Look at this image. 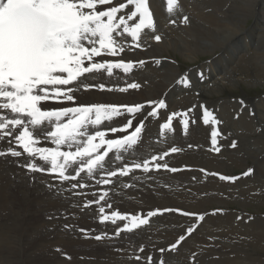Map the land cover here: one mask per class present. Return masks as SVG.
Masks as SVG:
<instances>
[{
  "label": "snow or ice",
  "instance_id": "6c2138e0",
  "mask_svg": "<svg viewBox=\"0 0 264 264\" xmlns=\"http://www.w3.org/2000/svg\"><path fill=\"white\" fill-rule=\"evenodd\" d=\"M166 11L169 15L182 11L180 0H166ZM189 19L183 15L180 22L188 25ZM171 23L175 25L176 20ZM156 29L150 0H0V111L12 114V118L0 114V141L14 139L16 146L9 144L6 150L0 151V160L22 169L25 175L31 174L32 183L44 184L45 190L57 196L61 192L76 197L88 195L84 190L91 185L81 182L82 174L89 179L99 176L95 185L111 186L114 180L130 177L136 170L145 174L161 169L171 173L186 170L170 167L166 160L171 154L180 153L182 149L179 147L151 155L150 159H133L131 164L124 163L111 170L114 162L124 161L126 156H135L142 150L146 121L159 117L161 110L167 109L165 99L149 100L147 104L78 102L82 90L128 93L130 89H141V83L115 88L107 87L105 83H84V79H87L86 74L98 73H107L111 77L114 70L129 74L134 68L144 66V59L133 62L118 57L126 54V49L133 44L140 49L141 37L146 30H151L154 40L161 42L163 37L154 34ZM125 38H130L133 44L126 45ZM154 63L159 65L161 61L155 60ZM204 78V73H200V79ZM180 83L189 87L191 81L184 77ZM50 102L75 106L47 109ZM239 104L241 110L248 107L243 100ZM200 107L203 109V124L212 126V151L219 153L221 131L217 125L221 121L213 111L204 105ZM179 115L181 113L173 111L159 123L161 137L174 132V120ZM182 115L184 118L176 127L182 125L186 134L190 120L187 112ZM114 118H121L124 122L116 125ZM117 135L118 138H110ZM41 136L54 147L38 146ZM229 146L235 149L236 141L231 140ZM22 157L23 163L20 162ZM241 175L250 177L254 175V169L250 167ZM219 179L235 184L241 176L220 175ZM130 187L134 185L124 184V188ZM91 195L98 196V199L88 200L86 206H98L99 223L115 226L112 235L106 231L93 235L88 229H79L84 238L93 239L98 244L119 240L124 234L134 235L136 231L148 228L152 218L166 213L194 221L183 228V233L173 243L158 248L159 256L152 254L157 251L155 245L150 250L143 243L134 246L127 253L129 264H169L165 253H176L206 220L204 214L171 207L132 214L107 211L103 204H107L109 192H93ZM112 207L107 204L108 210ZM221 213V209H216L210 215ZM237 219L243 217L237 216ZM118 222H123L122 227ZM62 227L72 230L75 225L64 224ZM109 246L122 254V249ZM146 250L149 251L147 256L144 255Z\"/></svg>",
  "mask_w": 264,
  "mask_h": 264
},
{
  "label": "bare ground",
  "instance_id": "6f19581e",
  "mask_svg": "<svg viewBox=\"0 0 264 264\" xmlns=\"http://www.w3.org/2000/svg\"><path fill=\"white\" fill-rule=\"evenodd\" d=\"M165 1L166 0H150V6H151L152 11L154 13V19H155L156 25H157V29H156V32L154 34L161 35L163 37L162 41L156 42L154 40V35L152 34L151 30H146V33H143L142 37H141L142 47L140 49H136L134 47V44L130 38H125V40H124L125 44L126 45L133 44V47L127 48L126 54H121V57H118V58H124L125 60H130L133 62H138L139 60L144 59L146 61V64L144 66H138L137 68H134L133 72L129 73V74L122 73V70H114V74L111 77H108L107 73H98V74H92V75L86 74L87 79H84V83H89V84H93V85H97L99 83H105L107 87H115V88L126 87L128 83H141V85H142L141 89H139V90L130 89L128 93H119V92L101 93L95 89H93L91 91L82 90L78 96V102H80V103H84V102H116V103L138 102V103L147 104V102L149 100L165 99L166 104H167V109L161 110V114L159 117H154V118H151L149 121H146L147 127H146V132L143 136L144 144L142 145V150L139 152H136L135 156H126L124 161L114 162L111 165V170H115L117 167H120L124 163H130L133 159H150L151 155H159L160 153H162L164 151H170L171 147L181 148L182 151L180 153L171 154L169 157L166 158V160L169 163V165L173 164L172 167H177L179 169H186V170H184L182 172H177V173L167 172V173H162L163 175H160V176L156 175L155 176L157 178H161L160 182L164 188L165 187L174 188V190H172V191H174V193L172 192V194L170 196L168 195L169 197L167 198L168 202H170L172 204V206H168V207L178 208L180 205L181 206L184 205L187 207H183L181 210H183V211H194V212H197L198 214L200 212H202V214H204L206 216V220H207L210 216V213L205 212V210H206L205 204L207 202L214 201L219 206H223V207H217L216 205H213V206L217 207L216 209L222 210L221 214H217L214 217H216V222H223V223L227 224L228 227L227 226L226 227L228 228L227 229L228 231L226 232L225 236H228L230 239H233V238L235 239V238H237V236L243 235L245 238L242 239L241 241L236 242V243H233V240H230V242H223V241L220 242L219 241L217 243H220V249H217V250L218 251L220 250V253L223 252V250H227L226 252L229 251L230 253L231 252L235 253L234 254L235 257H233L235 259L232 262L230 261V263H227V264H234V262L241 263V264H264V258L259 257V256H253V254L256 253L255 252L256 249L264 250V217L262 215H260V214H258V215L248 214L243 210L237 211V210L225 209L224 207H225V205H227V202L228 201L230 202V200H228L227 198L223 199V198L218 197V196H210V194L209 195L207 194L208 196H206L202 199H200V197L198 198V197L193 196V194H195V196H198V195H201L200 193H202V192H208V191L211 192L213 190H217L219 192V195H220V192L226 193V192H229V189L239 188V191H237L239 196H237L238 199L237 198L236 199L239 201L242 209H244L245 205L247 206V203H248V205L254 206L253 203H249V202H254L255 200H257L256 201L257 204L259 202L261 203V200H262V198L260 196L261 191H260V193L258 191L260 197H257V195L254 196V195L250 194V191H253V190L257 191L258 190L257 188L264 187V179L260 180L257 177L259 174H262V173H260V171L257 170L256 174L253 175V178L252 179L249 178V180L252 182V184L250 185L251 187L249 189H245L243 187V186L248 185L249 184L248 182L241 183V185H238L237 183H235L233 185H228L227 184L228 182L221 181L219 179V176L222 175V173H223L222 170L224 169L225 166H227L229 168L230 165H236L237 166L238 164L239 165L246 164V163H248L249 159H262V161H264V139H262V137L264 136V96H262L261 99L254 101L256 104V107H254V108H251V106H252L251 103L243 100L248 107L244 108L242 110V113H238L239 109H241V106L239 104V101L241 99H238V98L225 99L226 97L223 96V93H224L223 91L225 88L224 86H226V84L229 83V84H231L230 86H233V88H235V85H237V83L240 80L243 81L242 83L245 82V84H248V85L251 83L250 85L254 84V85H259L261 87H264V40H263L264 39V0H234V3L232 1H231L232 3L228 1L229 3H231L229 10H226L225 8L222 7V0H180V5H181L182 11H180L179 14H180V16L187 15L190 18L188 25H184L180 22L181 20L179 18V15H177V17L175 19L176 20L175 25L171 24L170 18L164 19L160 16L161 10L159 8L161 5L163 7L165 6V3H163ZM120 2H126V0H120ZM225 7H227V6H225ZM100 10H103V9L101 8ZM254 16H255L254 24L252 26H250L248 28V30L245 29L247 21L249 19L254 18ZM250 36H254L253 38L255 39L250 43V44H252V46L247 50L239 52L236 60H234L230 66H228L226 69L223 70V71H227L228 74L227 75L225 74L223 77H221V75L216 76L212 80L210 85L208 82L202 81V80L207 78V76H208L207 74L214 67L212 63L205 65L200 70H196L195 74L189 68L186 72H184L182 74V71H181V65L182 64L186 63V64L191 65V64L195 63L198 59H200L201 56H206V57L209 56V58H215L217 56L230 55L232 53H235L236 51L239 50V48H240L239 46H241V47L247 46V44H245V43H240L239 45H237V42L243 41L246 37H250ZM169 51H174V52L178 53L182 57V59L186 62H181L177 58L174 59L171 56H167V53H169ZM155 60H160L161 63L159 65H157L154 63ZM204 70H205V72H204ZM200 73H204V76H205L204 79H200ZM179 76H181V77L178 78ZM184 77H188L190 79L191 84L189 87H185L182 83H180V81ZM249 80H250V82H249ZM168 91L173 92V95L171 96V98H168L166 96ZM205 94L210 95V96L211 95H213V96L217 95V96H219V98H212V97L209 98ZM200 105H204L205 107L217 108L219 110V113L223 114L225 118L232 119L234 117L237 120L236 121L237 124H240L239 126L236 125L237 127L234 126L235 127L234 131L237 133H240V135H243V136L246 135L247 136V137L243 138V143L240 142L241 146L239 148H237L233 152H223L221 154V155H223V157H224V155H228L227 160H230L229 165H227L225 160H222L219 158L218 153L212 151L213 146L211 148H206V149H202V148L201 149H199V148L194 149V146H199V144L205 140H206V144L212 145V143H211V131L209 130L207 125L203 124V120H202L203 109L200 107ZM60 106H75V105L50 102L49 104L46 105V108L50 109L53 107H60ZM210 109L212 110V108H210ZM148 110H150V109H148ZM189 110H192V112H193V114L191 113V115H192V117H194L195 124H192L189 127L188 132L185 134L182 130V125L179 127H176V125H177V122L179 120H182L184 118V116L182 115L183 113L187 112L189 115V112H190ZM173 111L181 113V115L177 116L176 119L174 120V132L167 133L165 136L166 139L165 140L162 139L163 140L162 143H158L159 140L157 138L158 137L162 138L159 135V127H158L159 123L164 122L166 115H171V113ZM250 111H254L255 114L249 115ZM214 113L216 114V112H214ZM0 114L7 115L9 118H12V114L8 113L6 110L0 111ZM114 121H115L116 125H121L124 122L121 118H114ZM232 126H233V123H232ZM229 127H231V126H229ZM100 130H104V129L101 128ZM225 130H227V129H225ZM231 130H233V128ZM16 134H18V132ZM192 136H195L194 141H193ZM110 138H118V135L117 136H110ZM39 139H41V144L38 146H40V147H54V145H52L50 141H44L42 136L39 137ZM229 142H230V140H229ZM9 144H11V146H13V147H16L15 143H14V139L6 140V141H0V151L6 150L7 147L9 146ZM189 146H191V147H189ZM226 147H228V146H226ZM223 149H225V148H223ZM231 149H233V148H231ZM17 150H19V149H17ZM133 151L135 152V150H133ZM113 160H114V158H113ZM37 161H38V158H37ZM20 162L21 163L24 162L23 157L20 159ZM253 162H255V161H253ZM106 167H107V165H106ZM153 168H154V166H153ZM230 168L232 169V167H230ZM200 169H203L204 171L201 172ZM245 169H247V168H245ZM161 170L163 171V169H161ZM161 170H159V172ZM155 171L156 170H153V172H151V173H154ZM151 173H148V174L152 175ZM212 173H216L217 175H212ZM10 175H14V179H12V178L10 179ZM100 175H103V173H101ZM30 176H31V174L25 175L23 173L22 169H19L15 166H9L8 164L4 163L3 160H0V244H3V245H0V264H18L19 263L18 260L21 261L20 259H22V261L24 262V260H23L25 258L24 256L28 253L31 256L32 263L29 262L31 264H64L67 261H64V259H62L59 256V252H55L56 250L54 251L53 249H51V245H50V247H48L49 238L46 237V235L48 234V231H49V225L54 226V225L60 223L61 220H63L62 224H64V218L60 212V209H65L69 212H72L73 210L69 209V208H73V209L77 210L76 214L78 213V211L91 212L95 216L98 213H95L93 211L94 205L92 207H87V206L83 207L82 204L80 203L78 205V207H73V204L72 205L70 204V201L72 200V198L67 197V195H69V194L61 192L60 195L57 196V195L45 190L44 184H41L39 182L32 183L30 180ZM82 177H83V179L81 180L82 183H87V184L91 185L90 187H88L87 189L84 190L88 193V195H91V193H93V192H96V193H102L104 191L109 192V196L107 197V204H112L113 209L120 208V207L116 206V204L122 198V197H119L118 195H125V194L132 193V192L136 193L137 190H138V192H140L139 191L140 189L144 190V188H147L146 184L136 181L137 179L135 180V177H137V175H134V174L133 175L131 174V176H130L131 179L132 178L134 179L133 181H129L128 179L126 181H124L122 178H120L118 180H114V184L111 186L95 185L94 181L99 179V176H96V177L89 179L86 177V174H82ZM192 177H194L195 179H192ZM198 178H203L205 180V182H199L196 184L195 182H196V180L198 181ZM149 179H150V177H149ZM187 181H188V184L192 183L190 185L191 189H192L190 191H192V193H184V192L179 190V189L183 188L182 187L183 183L187 182ZM125 183L133 184L134 187L124 188ZM148 184L149 183H147V185ZM159 186H160V184H159ZM63 187L66 188V187H68V185H64ZM164 188H163V192H164ZM176 189H178L180 192L177 191ZM157 190H159V189L157 188ZM160 190H162V188ZM182 190H188V188L184 187ZM151 191L152 190H150V192ZM233 191H235V190H233ZM167 192H169V191H167ZM161 194L162 193H160V195ZM211 194H214V193L212 192ZM88 195H86V197ZM147 195L150 196L149 193ZM205 195H206V193H205ZM233 196H234V194H233ZM140 197H142V195ZM240 197L242 199H240ZM158 198H159V196H158ZM79 199H78V201H79ZM125 199L127 200L128 197H126ZM141 199H143V198H141ZM161 199H164L163 196ZM73 200H74V198H73ZM144 201H146V200H144ZM153 201H154V199H153ZM149 202H151V201H149ZM161 202H163V201L161 200ZM153 203H155V202H153ZM107 204H104V206L106 207ZM257 204H256V206H258ZM240 205H238V206H240ZM259 205H261V204H259ZM127 206H129V205H127ZM132 206L133 205H131V207ZM141 206H142V204H141ZM121 207H123V206H121ZM125 208H126V206H125ZM145 209H143V210H145ZM249 209H250V207H249ZM54 210H55L56 217H57L56 219H54L52 216L49 215V213L51 211H54ZM106 210H108V209H106ZM139 210H141V209L139 208ZM147 210H151V209L147 208ZM147 210H145V211H147ZM215 210H213V211H215ZM69 212H67V213H69ZM135 212L136 211H134V213ZM39 213H45L46 216L48 218L49 217L50 218L49 219L43 218L44 220H42L40 217V219H39L38 216L36 215ZM84 214L85 213H81V216H83ZM94 215H93V217H94ZM171 215H172V213H171ZM42 216H43V214H42ZM172 216L174 217V215H172ZM237 216H241V217H243V219L238 220ZM176 217L180 218L181 221L186 222V224H185L186 226L189 225L190 223L194 222V221L190 220L189 218L182 217L178 214ZM77 218H79V220H81L80 217H77ZM67 219H68V217H67ZM97 219H98V217H95V218H93V220H91V222L90 221L89 222L91 223V225H94V224L98 225L97 223H95V222H97ZM163 220L164 219L161 218V222ZM165 220H169L170 222L177 221L176 223L180 222L176 218H172V217L165 218ZM233 222H236V224H233ZM65 223H67V222H65ZM83 224L87 225V223H83ZM216 224H218V223H216ZM202 225L203 224H201L199 229L202 227ZM219 225H221V224H219ZM223 225H225V224H223ZM80 226H82V225H80ZM98 226H101L104 228H107L106 226H109V228L111 227L110 225H98ZM150 226H151V224H150ZM154 227L156 228V226H154ZM44 228H45V230L42 231V229H44ZM151 228H152L153 232L157 231L160 233L159 230H155L153 227H151ZM151 228H149V230H151ZM157 229H159V228H157ZM171 229H170V231H171ZM199 229L196 231V233L192 237H190L188 240H186L183 243V246L185 244H187L189 246L191 243H193L197 240L198 234H199ZM205 229H207V228H205ZM172 230H174V229H172ZM211 230H213V229H211ZM110 231H111V229H110ZM152 231H149V233ZM182 231L183 230H181V233H182ZM77 232H78V230H77ZM138 232H137V234H138ZM171 232L170 233L168 232V233L171 235ZM178 232H180V231H178ZM50 233H52V231ZM66 233H68V236H70L68 231H66ZM212 233H213V231H212ZM55 234H56V232H55ZM22 235H23V238H21ZM175 235H176V233H175ZM216 235L220 236L222 234H220V235L216 234ZM68 236H66V237L68 238ZM225 236H223V237H225ZM78 237H79V235H78ZM62 238H63V236H62ZM144 238H146V240H147V237H144ZM200 238H201V236H200ZM80 239L75 237L72 244L73 245L74 244H82V243L87 244L86 242H84ZM211 239H212V237H211ZM248 239H251V240L248 243L246 242V244H243ZM57 240H58V238H57ZM66 240L67 239H65V241ZM87 240L89 241V239H87ZM137 241H139V240H137ZM148 241H149V239H148ZM171 241H174V240H171ZM226 241H227V239H226ZM69 242H70V240H69ZM125 243H127V242H125ZM159 243H161V242H159ZM72 244H70V246ZM59 245H60V243H59ZM89 245L92 246L91 244H89ZM104 245H106V244H104ZM127 245H128V243H127ZM136 245H137V243H136ZM162 245H163V243H162ZM167 245H169V244H167ZM128 246H130V245H128ZM252 246H254V247L250 250L249 248H251ZM120 247H122V246H120ZM201 247H203V246H201ZM74 248L75 247H73V249ZM109 248H110V246H109ZM89 249L90 248H88V250ZM85 250H86V248H85ZM85 250H84V253L85 252L87 253V251H85ZM50 252H52L53 254L55 253V255H53L51 253V255H53V256L47 257ZM114 252L115 251H113V253L112 252L111 253L114 254ZM148 252H147V254H148ZM157 252H158V250H157ZM179 252H182V251H179ZM195 252H197V251H195ZM213 252H214V250H213ZM84 253L82 252L81 255ZM192 253H194V252H192ZM220 253L218 252V254H220ZM233 253H232V255H233ZM90 254H91V252H90ZM169 254L170 253H168L167 257L165 256L166 259L169 258ZM199 254L200 253H198V255ZM205 254H206V252H205ZM78 255H79V253H78ZM125 255H127V254H125ZM228 255L229 254H227V256ZM184 256L186 259L187 256L186 255H184ZM201 257H202V255H201ZM219 257H221V256H219ZM82 258H83V256H82ZM100 258H101V256H100ZM27 259H28V256H27ZM76 259L78 260V258H76ZM239 259H240V261H238ZM249 259H250V261H249ZM117 260H114V261H117ZM169 260L171 261L172 258L170 257ZM196 260H198V259H196ZM79 261H80V259H79ZM78 262H75V263H78ZM84 262H83V264H84ZM187 262H189V261L187 260L186 264H187ZM201 262L202 261H200L199 263L201 264ZM104 263H105V261H104ZM182 263H183V261H182ZM99 264H100V262H99ZM102 264H103V262H102ZM170 264H172V263H170Z\"/></svg>",
  "mask_w": 264,
  "mask_h": 264
},
{
  "label": "rangeland",
  "instance_id": "374dc122",
  "mask_svg": "<svg viewBox=\"0 0 264 264\" xmlns=\"http://www.w3.org/2000/svg\"><path fill=\"white\" fill-rule=\"evenodd\" d=\"M233 2L234 3V0H222V7L223 8H225L226 10H229L230 9V4L232 3H229V2ZM226 2V3H225ZM163 3H165V6L163 7L162 5L160 6V10H161V12H160V16L162 17V18H164V19H167V18H170V22L174 19H176V17H177V15H179V18H180V20H181V18H182V16H180V14L179 13H177V14H174V15H169L168 13H167V11H166V1L165 2H163ZM225 6H227V7H225ZM224 9V10H225ZM254 20H255V16H254V18H252V19H249L248 21H247V23H246V28L245 29H247L248 30V28L250 27V26H252L253 24H254ZM172 24V23H171ZM166 32V31H165ZM254 36H250V37H246L243 41H238L237 42V45H239L240 43H245V44H247V46H245V47H241V46H239L240 48H239V50L238 51H236L235 53H232V54H230V55H222V56H217V57H215V58H209V56L208 57H206V56H201L200 57V59H198L195 63H193V64H191V65H189V64H182L181 65V71H182V74L184 73V72H186L187 70H188V68L189 69H191L192 70V72L195 74L196 73V70H200V69H202L205 65H207V64H209V63H212L213 64V68L209 71V73L207 74L208 76H207V78L206 79H204V80H202V81H206V82H208L209 83V85H210V83L212 82V80L216 77V76H220L221 75V77H223L225 74L227 75L228 73H227V71H223L224 69H226L228 66H230L232 63H233V61L234 60H236V58L238 57V54H239V52H242V51H244V50H247V49H249L251 46H252V44H250L253 40H255L254 38H253ZM257 40V39H256ZM264 40V39H263ZM258 41V40H257ZM260 41V40H259ZM170 54V55H169ZM167 56H171L172 58H174V59H179L181 62H186V61H184L183 59H182V57L178 54V53H176V52H174V51H169V53H167ZM176 56V57H175ZM206 57V58H205ZM211 57V56H210ZM188 63V62H187ZM204 72H205V70H204ZM225 72V73H224ZM181 74V75H182ZM181 76H179L178 78H180ZM177 78V79H178ZM176 81V80H175ZM174 81V82H175ZM243 81H239L238 83H237V85H235V88H233V86H230L231 84H226V86H224L225 88H224V93H223V96L224 97H226L225 99H230V98H232V99H234V98H238V99H241V100H245V101H248L249 103H251L252 104V106H251V108H254V107H256V104H255V102L254 101H257V100H259V99H261V97L262 96H264V87H261V86H259V85H254V84H252V85H248V84H245V82L244 83H242ZM249 82H250V80H249ZM229 85V86H228ZM173 95V92H171V91H168L167 92V94H166V96L168 97V98H171V96ZM207 97H212V98H219V96H217V95H207V94H205ZM52 103H55V102H52ZM210 111H212L213 110V113L214 112H216V114L214 113V115H216L217 116V118L221 121V124L220 125H217V128H219V130L221 131V138H218V146H220L221 147V151L218 153V155H219V158L220 159H222V160H225L226 161V163H227V165H229L230 164V160H227L228 158V155H224V157H223V155H221L223 152H233L234 150H236L237 148H239L240 146H241V143H243V138L244 137H247L246 135H240V133H237V132H235L234 131V128L235 127H237L236 125H240V124H237V120L233 117L232 119H229V118H225L224 117V115L223 114H221V113H219V110L217 109V108H215V107H207ZM210 108H212V110L210 109ZM239 109V108H238ZM215 110V111H214ZM217 110V111H216ZM251 113H254L255 114V112L254 111H250ZM250 112H249V115H250ZM191 113L193 114V112H192V110L189 112V115H188V118H189V120H190V123H189V127L192 125V124H195V121H194V117H192V115H191ZM219 113V114H218ZM238 113H242V110L241 109H239V112ZM237 113V114H238ZM253 115V114H252ZM222 116V117H221ZM222 118V119H221ZM225 119V120H224ZM228 119V120H227ZM233 123V126H232V123ZM230 122V123H229ZM223 123V124H222ZM226 123V124H225ZM258 123V122H257ZM224 125V126H223ZM231 126V127H229V126ZM208 126V128H209V130L211 131V125H207ZM235 126V127H234ZM259 126V125H258ZM233 128V130H231ZM257 128V127H256ZM225 129H227V130H225ZM229 129V130H228ZM239 131V130H238ZM240 135V136H239ZM242 136V137H241ZM252 136V135H251ZM192 138H193V141H194V139H195V136H192ZM158 140H159V142L158 143H162V141L163 140H165L166 139V137H162V138H160V137H158L157 138ZM163 139V140H162ZM225 139V140H224ZM262 139H264V136L262 137ZM229 140L231 141V140H235L236 141V143L238 144L237 145V147L235 148V149H231V147L229 146V144H230V142H229ZM229 143H228V142ZM241 142V143H240ZM228 146V147H226V146ZM202 146V147H201ZM212 147V145H210V144H206V140L205 141H203L202 143H200L199 144V146H194V149H206V148H211ZM223 148H225V149H223ZM227 148V149H226ZM228 150V151H227ZM239 157V156H238ZM113 158H114V155H113ZM253 161H255V162H253ZM253 162V163H252ZM259 162V163H258ZM132 163V161L129 163V164H131ZM205 163V162H204ZM123 165H121L120 167H122ZM173 166V164H171L170 165V167H172ZM234 166V167H233ZM240 166V167H239ZM243 168H242V167ZM248 166V167H247ZM230 167H232V169L230 168ZM253 168L254 169V175L256 174V171L258 170V171H260V173H262V174H259L257 177L260 179V180H263L264 179V161H262V159H249L248 160V163H246V164H241V165H230L229 166V168L227 167V166H225L224 167V169L222 170L223 171V173H222V175H232V176H241V179L238 181V182H236L238 185H241V183H244V182H248L249 184L248 185H246V186H243L245 189H249L251 186V184H252V182L249 180V178H253V175L252 176H250V177H242V173L244 172V171H246L248 168ZM245 168H247V169H245ZM225 170V171H224ZM142 171V170H141ZM140 170H136L133 174L134 175H137V177L139 176V180H136V177H135V180L136 181H138V182H141V183H144V184H146V187L147 188H144V190L146 191H144L143 189H140L139 191L140 192H138V190H137V192L135 193V192H132V193H128V194H125V195H118L119 197H122L121 199H120V203L118 202L117 204H116V206H118V207H120V208H117V209H113V208H111V210H107V211H116V210H118V211H121L122 213H130V214H132V213H134V211H136L135 213H137L138 211L139 212H145L146 213V211L145 210H147V208H149V209H151V210H154L155 208H161V209H163V207L165 208V207H168V206H172V204L170 203V202H168V197L172 194V192L174 193V191H172V190H174V188H172V187H169V188H167V187H163L162 185H161V182H160V180H161V178H157V177H155L156 175H158V176H160V175H163L162 173H167L168 171H165V170H161L160 172L159 171H155L154 173H151L152 175H149V174H145V173H143V172H141ZM136 173V174H135ZM157 173V174H156ZM161 173V174H160ZM132 174V175H133ZM155 174V175H154ZM142 175V176H141ZM130 176H131V174H130ZM142 177V178H141ZM144 177V178H143ZM147 177V178H146ZM149 177H150V179H149ZM261 177V178H260ZM14 179V175H10V179ZM155 178V179H154ZM124 181H126L127 179L129 180V181H133L134 179L132 178L131 179V177H125V178H122ZM142 179V180H141ZM144 179V180H143ZM147 179V180H146ZM157 179V180H156ZM192 179H195L194 177H192ZM201 179V180H200ZM149 180V181H148ZM151 180V181H150ZM154 180V181H153ZM159 180V181H158ZM200 180V181H199ZM153 182V183H152ZM160 182V183H159ZM199 182H205V180L203 179V178H198V181L196 180V184L197 183H199ZM226 182H228V181H226ZM147 183H149L148 185H147ZM185 183V184H184ZM183 183V185H182V187L184 188V187H186V188H188V190H182L183 188H181V189H179L180 191H182V192H184V193H192V191H190V190H192L191 189V184L192 183H189L188 184V181L187 182H184ZM159 184H160V186H159ZM228 185H233V183L232 182H228L227 183ZM151 185V186H150ZM189 185V186H188ZM155 186V187H154ZM151 187V188H150ZM153 187V188H152ZM156 188V189H155ZM157 188L160 190L161 188H162V190H157ZM163 188H164V192H163ZM258 190L256 191V190H253V191H250V194L251 195H254V196H256L257 195V197H260L261 196V198H262V200H261V203L259 202L258 204H257V200H255L254 202H249V203H253L254 204V206H251V205H248V203H247V206L245 205V207H244V209H242L241 208V205H240V203H239V201L237 200L238 199V197L237 196H239V194H238V192L237 191H239V188H236V189H229V192H226V193H223V192H220V195H219V192L217 191V190H213V191H211V192H202V193H200L201 195H198V196H195V194H193V196L194 197H200V199H202V198H204V197H206V196H208L209 194H210V196H218V197H221V198H227L228 200H230V202L228 201L227 202V205H225V209H231V210H237V211H245L246 213H248V214H252V215H258V214H260V215H262L263 217H264V187H259V188H257ZM150 190H152L151 192H150ZM177 191H179L178 189H176ZM175 190V191H176ZM233 190H235V191H233ZM144 191V192H143ZM162 191V192H161ZM167 191H169V192H167ZM179 191V192H180ZM187 191V192H186ZM198 191V190H197ZM233 191V192H232ZM258 191H259V193H260V191H261V195L259 196V193H258ZM149 193V195L150 196H148L147 194ZM157 192V193H156ZM159 192V193H158ZM214 193V194H211V193ZM235 192V193H234ZM142 193V194H141ZM160 193H162L161 195H160ZM204 193V194H203ZM205 193H206V195H205ZM234 194V196H233V194ZM263 193V194H262ZM140 194V195H139ZM152 194V195H151ZM208 194V195H207ZM230 194V195H229ZM71 195V196H70ZM132 195V196H131ZM135 195V196H134ZM138 195V196H137ZM142 195V197H140ZM145 195V196H144ZM169 195V196H168ZM229 195V196H228ZM232 195V196H231ZM263 195V196H262ZM73 196V197H72ZM117 196V197H118ZM125 196V197H124ZM130 196V197H129ZM144 196V197H143ZM157 196V197H156ZM158 196H159V198H158ZM162 196H163V198L164 199H161L162 198ZM166 196V197H165ZM223 196V197H222ZM67 197L68 198H72V200L70 201V204L72 205L73 204V207H78V205L81 203L82 204V206L84 207V206H86L87 205V201L88 200H91V199H98V196H96V198L95 197H93L92 195H88L87 197L86 196H83L82 198L81 197H75V195L73 194H69V195H67ZM90 197V198H89ZM126 197H128V199L126 200L125 198ZM139 197V198H138ZM233 197V198H232ZM73 198H74V200H73ZM79 199V201H78V199ZM130 198V199H129ZM141 198H143V199H141ZM145 198V199H144ZM237 198V199H236ZM84 201H82V200ZM153 199H154V201H153ZM240 199H242L241 197H240ZM87 200V201H86ZM141 200V201H140ZM144 200H146V201H144ZM151 201V202H149V201ZM158 200V201H157ZM161 200L163 201V202H161ZM165 200V201H164ZM233 200V201H232ZM126 201V202H125ZM128 201V202H127ZM136 203H135V202ZM144 201V202H143ZM157 201V202H156ZM167 201V202H166ZM238 201V202H237ZM72 202V203H71ZM76 202V203H75ZM153 202H155V203H153ZM194 202V201H193ZM192 202V203H193ZM233 202V203H232ZM134 203V204H133ZM148 203V204H147ZM212 203V204H211ZM236 203V204H235ZM238 203V204H237ZM76 206H75V205ZM122 204V205H121ZM141 204H142V206H141ZM144 204V205H143ZM157 206H156V205ZM165 204V205H164ZM169 204V205H168ZM256 204L258 205V206H256ZM259 204H261V205H259ZM120 205V206H119ZM127 205H129V206H127ZM131 205H133L132 207H131ZM136 205V206H135ZM149 205V206H148ZM213 205H216L217 207H223V206H219L216 202H214V201H211V202H207L206 204H205V212L206 213H211V212H213V210H215L217 207L216 206H213ZM238 205H240V206H238ZM103 206H104V204H103ZM121 206H123V207H121ZM125 206H126V208H125ZM139 206V207H138ZM151 206V207H150ZM154 206V207H153ZM211 206V207H210ZM227 206V207H226ZM250 207V209H249V207ZM146 209H145V208ZM183 207H187V206H184V205H180L178 208H180V209H182ZM207 207V208H206ZM247 207V208H246ZM253 207V208H252ZM259 207V208H258ZM93 211L95 212V213H98V211H97V209L96 208H98V206L97 205H94L93 206ZM123 208V209H122ZM129 208V209H128ZM139 208L141 209V210H139ZM145 209V210H143V209ZM257 208V209H256ZM69 209H72L73 211L72 212H69V211H67V210H65V209H60V212H61V214L63 215V218H64V224H69V225H74L75 224V228L74 229H72V230H64V228L63 227H61V226H63L64 224H62L63 222V220H61V222L60 223H58V224H56V225H54V226H50L49 225V231H48V234L46 235V237H48L49 238V243H48V247H50V245H51V249H53L55 252H59V256L62 258V259H64V261H67V262H65L64 264H67L69 261V263L68 264H83V262H84V264H99V262H100V264H102V262H103V264H129V261H128V259H127V255H125V254H127L128 252H131L132 251V248H133V246H136V243H137V245H139V244H141L142 242H143V244H145V245H147V246H149L148 247V249H151L152 248V246L153 245H155V248L158 250V248H160V247H167L168 245L167 244H171V243H173L174 241H175V238H177L180 234H182L183 233V231H182V233H181V230H183V228L186 226L185 224H186V222H183V221H181V219L180 218H177L176 216H177V214H174V213H172V215H174V217L171 215V214H169V213H166L164 216H162V217H158V218H152V220L150 221V224H151V226L150 227H148V228H145V229H142V230H138V231H136L135 232V234L133 235V234H124V236L122 237V239H119V241L118 240H115V241H105V242H102L101 244H98L96 241H94V240H92V239H89V241L85 238L84 239V237L79 233V229L80 228H84V229H88V230H90V232H91V234H93V235H96V234H101L102 232H108V234L109 235H112L113 233H114V229H115V226H113V225H111L110 223H107V224H104V225H110L111 227L109 228V226H106L107 228H104V227H101V226H98V225H101L100 223H99V221H98V219H97V222H95V223H97L98 225H91V220H93V218H95V217H99V213L95 216L93 213H91V212H83V211H78V213L76 214V212H77V210H75V209H73V208H69ZM106 209H107V205H106ZM134 209V210H133ZM253 209V210H252ZM260 209V210H259ZM132 210V211H131ZM69 212V213H67V212ZM131 211V212H130ZM148 211V210H147ZM66 212V213H65ZM80 212V213H79ZM138 212V213H139ZM81 213H85L83 216H81ZM40 214V215H39ZM39 214H36L37 216H38V218L40 219V217H41V219L42 220H44V219H49L47 216H46V214L45 213H39ZM42 214H43V216H42ZM73 214V215H72ZM80 214V215H79ZM199 214H202V212H200ZM49 215L50 216H52L54 219H56L57 217H56V213H55V210L54 211H51L50 213H49ZM90 215V216H89ZM93 215H94V217H93ZM72 216V217H71ZM168 216V217H167ZM67 217H68V219H67ZM75 217V218H74ZM77 217H80V219L81 220H79V218H77ZM83 217V218H82ZM89 217V218H88ZM169 217H172V218H176L178 221H180L179 223H176L177 221H175V222H170L169 220H165V218H169ZM44 218V219H43ZM77 218V219H76ZM161 218L162 219H164L162 222H161ZM85 221H84V220ZM75 220V221H74ZM78 220V221H77ZM156 220V221H155ZM73 221V222H72ZM90 221V222H89ZM65 222H67V223H65ZM72 222V223H71ZM76 222V223H75ZM152 222V223H151ZM182 222V223H181ZM209 222V223H208ZM79 223V224H78ZM83 223H87V225L86 224H83ZM122 222H118V225L120 226V227H122V225H123V223L121 224ZM216 223H218V224H216ZM78 224V225H77ZM159 224V225H158ZM203 225H202V227L199 229V234H198V238H197V240L195 241V242H193V243H191L189 246L187 245V244H185L184 246H183V244L179 247V249L177 250L178 252H176V253H170L169 254V258L171 257L172 258V260L170 261L169 260V258H167L168 259V261H169V264L170 263H172V264H186V261L188 260L189 262H187V264H200L199 262L200 261H202L201 262V264H227V263H230V261L232 262L235 258H233V257H235V253H233V252H226L227 250H223V252H221L220 253V250L218 251L217 249H220V243H217V242H230V240H233V243H236V242H238V241H241L242 239H244L245 237L243 236V235H241V236H237V238H233V239H230L228 236H225L226 235V232L228 231L227 229V224L226 223H223V222H216V217H214V216H209V218L204 222V223H202ZM208 224V225H207ZM212 224V225H211ZM219 224H221V225H219ZM223 224H225V225H223ZM233 224H236V222H233ZM80 225H82V226H80ZM91 225V226H90ZM59 226V227H58ZM154 226H156V228L154 227ZM184 226V227H183ZM227 226V227H226ZM55 227V228H54ZM90 227V228H89ZM97 227V228H96ZM151 227H153L155 230H159L160 231V233L159 232H153L152 231V228ZM62 228V229H61ZM92 228V229H91ZM94 228V229H93ZM149 228H151V230H149ZM157 228H159V229H157ZM172 228V229H174V230H172L171 229V231H170V229ZM176 228V229H175ZM204 228V229H203ZM205 228H207V229H205ZM54 229V230H53ZM56 229V230H55ZM101 231H100V230ZM110 229H111V231H110ZM169 229V230H168ZM197 229V230H198ZM210 229V230H209ZM211 229H213V230H211ZM45 230V228L44 229H42V231H44ZM59 230V231H58ZM77 230H78V232H77ZM164 232H162V231ZM168 230V231H167ZM196 230V231H197ZM215 230V231H214ZM52 231V233H50ZM66 231H68L69 232V234H70V236H68V233H66ZM93 231V232H92ZM141 231V232H140ZM149 231H152V232H150L149 233ZM178 231H180V232H178ZM212 231H213V233H212ZM55 232H56V234H55ZM113 232V233H112ZM137 232H138V234H137ZM171 232V235L169 234V233ZM223 232V233H222ZM257 232V231H256ZM141 233V234H140ZM146 233V234H145ZM149 233V234H148ZM155 233V234H154ZM174 233V234H173ZM175 233H176V235H175ZM196 233V232H195ZM195 233H193V235L195 234ZM211 233V234H210ZM143 234V235H142ZM163 234V235H162ZM167 234V235H166ZM216 234H222V235H220V236H217ZM224 234V235H223ZM68 236V238L66 237V236ZM78 235H79V237H78ZM128 235V236H127ZM142 235V236H141ZM147 235V236H146ZM149 235V236H148ZM163 237H162V236ZM192 235V236H193ZM213 235V236H212ZM56 236V237H55ZM62 236H63V238H62ZM191 236V237H192ZM200 236H201V238H200ZM223 236H225V237H223ZM53 237V238H52ZM75 237H77V238H81L80 240H82V241H84V242H86L87 244H72L73 243V240L75 239ZM135 237V238H134ZM143 237V238H142ZM144 237H147V240H146V238H144ZM157 237V238H156ZM162 237V238H161ZM167 237V238H166ZM211 237H212V239H211ZM242 237V238H241ZM21 238H23V235L21 236ZM57 238H58V240H57ZM62 238V239H61ZM172 238V239H171ZM217 238V239H216ZM221 238V239H220ZM241 238V239H240ZM61 239V240H60ZM65 239H67L66 241H65ZM135 239V240H134ZM141 239V240H140ZM148 239H149V241H148ZM162 241H161V240ZM168 239V240H167ZM226 239H227V241H226ZM240 239V240H239ZM52 240V241H51ZM55 240V241H54ZM64 240V241H63ZM69 240H70V242H69ZM87 240V241H86ZM137 240H139V241H137ZM153 240V241H152ZM166 240V241H165ZM171 240H174V241H171ZM205 240V241H204ZM214 240V241H213ZM251 239H248L247 241H245L243 244H246V242L248 243L249 241H250ZM54 241V242H53ZM58 242V243H57ZM72 244L71 246H70V244ZM94 242V243H93ZM125 242H127L128 243V245H130V246H128L127 245V243H125ZM140 242V243H139ZM145 242V243H144ZM147 242V243H146ZM151 242V243H150ZM159 242H161V243H159ZM56 243V244H55ZM59 243H60V245H59ZM64 243V244H63ZM96 243V244H95ZM121 243V244H120ZM131 243V244H130ZM162 243H163V245H162ZM63 244V245H62ZM89 244H91L92 246H90ZM95 244V245H94ZM104 244H106V245H104ZM195 244V245H194ZM197 244V245H196ZM214 244V245H213ZM0 245H3V244H0ZM69 245V246H68ZM109 245H115L116 247H118V248H120V249H122V250H124L122 253L123 254H117L116 253V251L115 250H113V248L112 247H110L109 248ZM67 246V247H66ZM79 246V247H78ZM81 246V247H80ZM105 246V247H104ZM120 246H122V247H120ZM128 246V247H127ZM132 246V247H131ZM188 246V247H187ZM192 246V247H191ZM201 246H203V247H201ZM3 247V246H2ZM59 247V248H58ZM73 247H75L74 249H73ZM151 247V248H150ZM158 247V248H157ZM185 247V248H184ZM254 246H252L251 248H249L250 250L253 248ZM78 248V249H77ZM85 248H86V250H85ZM88 248H90L89 250H88ZM129 248V249H128ZM191 248V249H190ZM201 248V249H200ZM208 248V249H207ZM213 248V249H212ZM57 249H60V250H62V251H57ZM72 251H71V250ZM83 249V250H82ZM97 249V250H96ZM102 249V250H101ZM131 249V250H130ZM199 249V250H198ZM203 249V250H202ZM67 250V251H66ZM84 250L85 251H87V253L85 252L84 253ZM126 250V251H125ZM213 250H214V252H213ZM249 250V251H250ZM70 251V252H69ZM99 251V252H98ZM110 251V252H109ZM113 251H115L114 252V254H112L113 253ZM179 251H182V252H179ZM195 251H197V252H195ZM200 251V252H199ZM206 252V254H205V252ZM212 251V252H211ZM263 251V252H262ZM72 252V253H71ZM84 253V254H82L81 255V253ZM90 252H91V254H90ZM95 254H94V253ZM102 252V253H101ZM112 252V253H111ZM147 252H148V250H146V254H147ZM157 251H153L152 252V254L154 255V256H159V252H157ZM184 252V253H183ZM192 252H194V253H192ZM210 252V253H209ZM218 252L220 253V254H218ZM256 253H254L253 254V256H259V257H262V258H264V250H260V249H256V251H255ZM262 252V253H261ZM51 253L52 252H50L49 253V255L47 256V257H49V256H53V255H55V253L53 254V255H51ZM68 253V254H67ZM71 253V254H70ZM75 253V254H74ZM77 253V254H76ZM78 253H79V255H78ZM97 253V254H96ZM105 253V254H104ZM109 253V254H108ZM144 253V255L145 256H147L148 254H149V252H148V254L146 255ZM167 253V252H166ZM165 253V256L167 257V255H168V253L166 254ZM181 253V254H180ZM198 253H200L199 255H198ZM202 253V254H201ZM213 253V254H212ZM223 253V254H222ZM232 253H233V255H232ZM29 254V253H28ZM28 254H26L24 257L26 258H24L23 260H24V262L22 261V259H20L21 261H19L18 260V264H31L32 263V261H31V256H30V254L28 255ZM62 254V255H61ZM66 254V255H65ZM88 254V255H87ZM103 254V255H102ZM116 254V255H115ZM209 254V255H208ZM227 254H229L228 256H227ZM76 255V256H75ZM91 255V256H90ZM109 255V256H108ZM122 255V256H121ZM178 255V256H177ZM180 255V256H179ZM184 255H186L187 256V258L185 259V256ZM192 255V256H191ZM194 255V256H193ZM201 255H202V257H201ZM221 256V257H219V256ZM27 256H28V259H27ZM30 256V257H29ZM63 256V257H62ZM82 256H83V258H82ZM99 256V257H98ZM100 256H101V258H100ZM106 256V257H105ZM112 256V257H111ZM215 256V257H214ZM71 257V258H70ZM87 257V258H86ZM115 257V258H114ZM117 257V258H116ZM165 257V258H166ZM190 257V258H189ZM209 257V258H208ZM225 257V258H224ZM251 257V256H250ZM67 258V259H66ZM76 258H78V260L76 259ZM83 260H82V259ZM104 258V259H103ZM107 258V259H106ZM120 258V259H119ZM181 258V259H180ZM218 258V259H217ZM79 259H80V261H79ZM90 259V260H89ZM102 259V260H101ZM118 259V260H117ZM125 259V260H124ZM192 259V260H191ZM196 259H198V260H196ZM200 259V260H199ZM26 260V261H25ZM77 260V261H76ZM89 260V261H88ZM97 260V261H96ZM100 260V261H99ZM110 260V261H109ZM114 260H117V261H114ZM122 260V261H121ZM176 260V261H175ZM195 260V261H194ZM208 260V261H207ZM72 261V262H71ZM80 263H79V262ZM102 261V262H101ZM104 261H105V263H104ZM108 263H107V262ZM182 261H183V263H182ZM185 261V262H184ZM218 261V262H217ZM221 261V262H220ZM238 261H240V259L238 260ZM249 261H250V259H249ZM29 262H31V263H29ZM74 262V263H73ZM75 262H78V263H75ZM91 262V263H90ZM113 262V263H112ZM126 262V263H125ZM176 262V263H175ZM194 262V263H193ZM234 264H241V263H237V262H234Z\"/></svg>",
  "mask_w": 264,
  "mask_h": 264
}]
</instances>
